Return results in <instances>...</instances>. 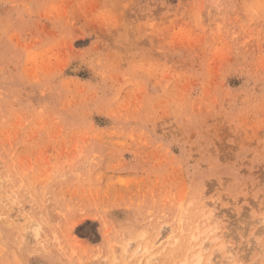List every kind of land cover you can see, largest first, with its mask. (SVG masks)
<instances>
[{
    "label": "rangeland",
    "instance_id": "obj_1",
    "mask_svg": "<svg viewBox=\"0 0 264 264\" xmlns=\"http://www.w3.org/2000/svg\"><path fill=\"white\" fill-rule=\"evenodd\" d=\"M0 184V264H264V0H0Z\"/></svg>",
    "mask_w": 264,
    "mask_h": 264
},
{
    "label": "bare ground",
    "instance_id": "obj_2",
    "mask_svg": "<svg viewBox=\"0 0 264 264\" xmlns=\"http://www.w3.org/2000/svg\"><path fill=\"white\" fill-rule=\"evenodd\" d=\"M156 11V10H155ZM2 184H0V186H1ZM1 195V194H0ZM217 205V204H216ZM215 205V203H214V206H216ZM209 206V205H208ZM214 206H213V208H214ZM206 207H207V205H206ZM210 208H212V206L211 207H209V209ZM212 208V209H213ZM203 209H204V207H203ZM208 209V208H207ZM208 209V210H209ZM207 210V216H211V218L209 219L210 221L209 222H212V221H214V223H215V221H216V227H217V221H219L220 219H218L219 217H220V214L219 213H217L216 211V213L219 215V217H217V215H216V220H212L213 219V216L214 215H212V213H215V212H210V211H208ZM204 211V210H203ZM202 211V212H203ZM214 211V210H213ZM223 211V210H222ZM205 212V211H204ZM203 212V213H204ZM215 213V214H216ZM221 213V215H222V212H220ZM205 215V216H206ZM205 216H204V221H203V223L201 222V224H204V223H206V221H207V217H206V219H205ZM222 217V216H221ZM220 217V218H221ZM253 220H255V218L253 219ZM208 221H207V224H213V222L212 223H209ZM254 222V221H253ZM260 221H258V223H259ZM221 223V222H220ZM29 224V223H28ZM31 224V223H30ZM260 224H264V217H263V219H261V222L259 223V225ZM214 225V224H213ZM213 225H210V227H207V228H204L203 230H205V231H203V232H198L199 230L196 228V231H197V233H196V235L195 236H197V234H198V236L197 237H195V238H193L192 236H191V238L192 239H195L193 242L195 243V242H198V240H199V238L201 237L200 235H203L204 236V239L201 241V243H193L192 244V246H190V251H191V254H190V257H189V259H188V261H187V264H214V260L216 259L215 257V259L213 258V256L214 255H216V254H219V256L221 257V259H220V261L221 262H229V261H231V260H233V259H235V256H234V251H233V249H231V247L230 246H226L225 245V243L224 242H226V241H224V232L221 230L220 232H217V231H219V229L218 228H216L215 227V225L213 226ZM166 226V225H165ZM165 226H162V227H165ZM202 226H204V225H202ZM212 226H213V228H212ZM219 226V225H218ZM26 227H28V226H26ZM199 228H200V225L198 226ZM29 228H31V226L29 227ZM178 228V227H177ZM26 229H28V228H26ZM194 229V228H193ZM210 229V230H209ZM223 229V228H222ZM30 231H32V229L30 230ZM29 231V232H30ZM167 231V230H166ZM191 231V230H190ZM195 231V230H194ZM259 231V230H258ZM260 231H261V229H260ZM28 232V231H27ZM31 233H35L36 235H38L39 236V234H37V231L35 232V230H34V232H31ZM161 233V232H160ZM194 233V232H193ZM28 234V233H27ZM164 234V233H163ZM159 235H161V234H159ZM165 235V234H164ZM190 235H194V234H190ZM30 236H32V234L30 235ZM29 236V237H30ZM170 236V235H169ZM186 236V235H185ZM188 236V235H187ZM28 236H26V238H27ZM34 237V236H33ZM142 237V236H141ZM143 237H144V235H143ZM142 237V238H143ZM160 237H162V236H160ZM159 237V238H160ZM185 238V237H184ZM32 239V238H31ZM30 239V240H31ZM161 239V238H160ZM26 240V239H25ZM135 240V239H134ZM137 240V239H136ZM176 240V239H175ZM178 240V239H177ZM185 240V239H184ZM156 241V240H155ZM160 241V240H159ZM161 241H162V239H161ZM160 241V242H161ZM189 241V240H188ZM136 242V241H135ZM190 242V241H189ZM138 243V242H137ZM182 243V242H181ZM188 243V242H187ZM214 243H216V245H218L217 247H218V250L215 252V250H213L214 252H215V254L213 255V254H208V256H207V252H208V250H209V247L212 245V244H214ZM136 244V243H135ZM158 244V243H157ZM161 244V243H160ZM159 245V244H158ZM187 245V244H186ZM28 246V245H27ZM128 246V245H127ZM140 246V245H139ZM139 246H138V250H134V251H137V252H139ZM160 246H162V245H160ZM164 246V245H163ZM156 247V246H155ZM166 247V246H165ZM180 247H181V245H180ZM215 246H213V248H214ZM229 247V248H228ZM131 248V247H130ZM186 248V247H185ZM234 248V247H233ZM125 250H126V248H125ZM124 250V251H125ZM127 250H128V247H127ZM211 250V249H210ZM187 251H189V249H187ZM219 251V253H217ZM136 252V253H137ZM181 252H183V251H181ZM261 252V251H260ZM134 254H136L135 252H133ZM211 253H213L212 252V250H211ZM167 254V253H166ZM179 254V253H178ZM185 254H187V253H185ZM184 254V255H185ZM139 255V254H138ZM155 255V254H154ZM183 255V254H182ZM133 256V255H132ZM217 256V255H216ZM128 257V256H127ZM173 257V256H172ZM186 257V256H185ZM185 257L183 258V259H185ZM155 258V257H154ZM153 258V260L152 261H157V259H154ZM187 258V257H186ZM219 258V257H218ZM135 259V258H134ZM138 259H141V258H138ZM258 259H260V258H258ZM263 259V258H262ZM130 260V259H129ZM186 260V259H185ZM219 260V259H218ZM142 261V260H141ZM146 261V263H149V261H147L146 259L144 260V262ZM175 261V260H174ZM259 261V260H258ZM184 262V261H183ZM186 262V261H185ZM182 263V264H186V263ZM119 263V262H118ZM126 263V262H125ZM175 263V262H174ZM179 263V262H178ZM216 263H219V262H215V264ZM236 264H241V263H239V262H235ZM135 264V263H134ZM139 264V263H138ZM145 264V263H144ZM162 264H163V262H162ZM223 264V263H222Z\"/></svg>",
    "mask_w": 264,
    "mask_h": 264
}]
</instances>
